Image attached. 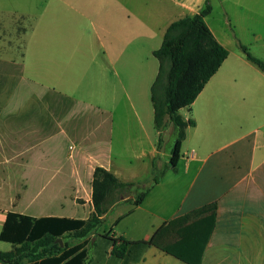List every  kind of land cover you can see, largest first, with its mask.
<instances>
[{
  "label": "crops",
  "instance_id": "0c3cea01",
  "mask_svg": "<svg viewBox=\"0 0 264 264\" xmlns=\"http://www.w3.org/2000/svg\"><path fill=\"white\" fill-rule=\"evenodd\" d=\"M205 1L0 0V232L9 211L88 218L96 166L145 187L156 161L169 167L143 201L135 206L129 195L113 204L89 235V264H188L136 241L213 201L201 264H264V71L239 47L264 60V0H209L205 20L229 53L179 111L195 124L175 164L173 125L159 144L154 123L159 62L150 55L173 21ZM133 63L141 76L129 91L119 69ZM83 76L85 93L74 94ZM118 236L135 241L124 257L112 254Z\"/></svg>",
  "mask_w": 264,
  "mask_h": 264
},
{
  "label": "trees",
  "instance_id": "16d2710c",
  "mask_svg": "<svg viewBox=\"0 0 264 264\" xmlns=\"http://www.w3.org/2000/svg\"><path fill=\"white\" fill-rule=\"evenodd\" d=\"M211 10V4L206 0L199 12L173 21L166 29L161 45L153 50L159 62L151 85L154 123L159 131V144L168 124L174 127L172 164L178 159V148L186 137L188 125L195 124L192 118L186 120L180 109L193 103L229 53L205 20ZM239 47L264 71V60L255 57L244 44L239 43ZM168 167L158 168L153 161V180L149 186L141 187L135 182L121 181L110 170L96 166L92 180L94 209L88 218L31 217L9 211L0 239L11 243L12 248L0 250V264H89L88 237L101 226L111 206L129 195H133L134 205H139ZM216 210L215 201L205 204L164 222L148 239L136 242L155 246L188 264H201L215 225ZM69 238L79 241L69 244ZM110 240L112 254L117 257H124L129 245L135 242L123 236L110 237Z\"/></svg>",
  "mask_w": 264,
  "mask_h": 264
},
{
  "label": "rangeland",
  "instance_id": "374dc122",
  "mask_svg": "<svg viewBox=\"0 0 264 264\" xmlns=\"http://www.w3.org/2000/svg\"><path fill=\"white\" fill-rule=\"evenodd\" d=\"M214 5H216V3H214ZM219 11H221V7L219 6H216V12L214 13V15L215 16H218V12ZM257 15H256V20H257ZM260 19H261V22H262V29H263V31H264V13H262V15H261V17H260ZM24 28L22 27V26H20V27H18V30L19 31H21V30H23ZM150 61L152 62V64L155 66H157V68H158V60L153 56V55H150ZM152 64H151V66H152ZM125 66H121V69L122 68H124ZM134 67H135V64L133 63L132 64V69L130 70V71H128V72H125V71H123V70H121V69H119L120 70V77H121V79H122V81H123V83H124V85H125V88H127L129 91L132 89V83H131V81H133V83H134V85H135V79L136 78H138V77H140L141 76V74L139 73V72H137L136 70H134ZM22 74H20V81H22L21 80V78H22V76H21ZM84 77V78H83ZM81 79L80 78H78V80H77V82L78 81H80L79 83H81V85H80V87H79V89H78V91H76V89H75V91H74V94H84L85 92V82L87 81V77H85V76H83ZM83 79V80H82ZM120 91H122V92H124V89H122V87H120V89H119ZM120 96H121V94H120ZM170 132H168L167 133V135H166V138H165V142H164V145H165V147H167L168 146V148H169V146H170ZM171 162V161H170ZM138 190H141V189H138ZM134 203V202H133ZM125 205V204H124ZM123 206H120L119 207V209L120 208H122ZM106 219V218H105ZM105 219H104V221H103V223L101 224V226L104 224V222H105ZM111 220V217H109L108 219H107V223L108 224H110L109 223V221ZM119 229V228H118ZM12 247V245H11V243H9V242H3V241H1L0 240V250H9L10 248Z\"/></svg>",
  "mask_w": 264,
  "mask_h": 264
}]
</instances>
